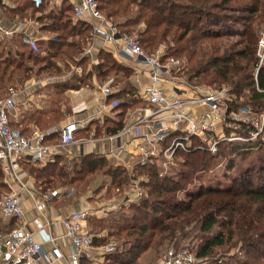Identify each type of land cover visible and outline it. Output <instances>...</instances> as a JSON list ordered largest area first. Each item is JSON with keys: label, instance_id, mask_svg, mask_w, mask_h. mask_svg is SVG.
I'll list each match as a JSON object with an SVG mask.
<instances>
[{"label": "trees", "instance_id": "16d2710c", "mask_svg": "<svg viewBox=\"0 0 264 264\" xmlns=\"http://www.w3.org/2000/svg\"><path fill=\"white\" fill-rule=\"evenodd\" d=\"M9 1L11 6L0 5L5 18L19 25L35 21L40 25V32L50 38L46 42L37 41V50L23 41L25 36L0 38L2 90L17 89L31 79L62 78L75 67L82 68L81 77L72 78L80 87L90 86L93 74H97L101 83L113 78L117 92L110 100L120 102L114 109L118 112L117 120L105 119L97 128V136L105 129H110L111 134L119 132L125 125L127 111L145 106L138 97L136 85L128 81L132 69L119 63L113 53L99 50L101 71L88 69L89 60L84 54L93 41V30L87 24L72 23V8L68 2L59 9H50L47 0L40 6H36L34 0ZM97 2L99 11L120 33L137 36L147 53L163 49V60L179 61L183 71L179 77L191 88L206 87L229 93V113L243 107L252 113L264 110V64L260 66L258 58L264 0ZM226 13L232 14L227 16ZM60 101L57 98L51 112L31 115L25 123H35L40 130L55 126L60 119L56 115ZM92 127L93 124L79 131L76 139L88 137ZM59 142V134L49 136L46 141L49 145ZM219 147L221 154L222 145ZM253 148L258 150L256 142L247 146L230 144L224 174L230 181L225 183V189L221 187L222 176L214 172L219 165L216 154L204 149L178 153L175 159L180 167L173 175H163L156 162L138 166L130 172L99 154L70 160L72 169L68 167L67 171L61 166L64 161L61 158L45 167L28 161L22 162V167L44 192L55 190L58 185L79 187L98 173L112 180L107 187L108 197L110 192L121 197L133 181H139L146 196L119 210V221L113 223L114 231L108 234L116 238L118 245L114 253L104 257L105 264H142L139 259L147 251L161 252L194 233L202 235L198 237L201 242L195 252L198 260H207L208 264H232V261L233 264H264V169L259 167L262 174L255 176L250 170L228 174L231 173L229 168L234 171L236 164L233 156L245 157ZM209 174L215 176L211 177L215 184L208 182L209 178L208 185L201 183L197 188L196 181H203ZM2 177L0 172V196L8 191ZM12 222L15 225L16 222ZM94 226L99 227V224ZM95 243L108 242L96 238ZM219 249H239L242 254L230 257L226 263L221 259L224 255L217 256Z\"/></svg>", "mask_w": 264, "mask_h": 264}, {"label": "built area", "instance_id": "2783aa9c", "mask_svg": "<svg viewBox=\"0 0 264 264\" xmlns=\"http://www.w3.org/2000/svg\"><path fill=\"white\" fill-rule=\"evenodd\" d=\"M34 1L36 6H40L43 0ZM66 1L72 8L74 23L90 26L93 35L99 34V38L110 46V52L119 63L133 61L132 66L126 64L133 71L128 81L136 85L138 97L145 104L144 107L127 111L125 125L119 132L111 134L110 129H105L102 136L97 137L93 130L89 139H79L80 142L107 139L115 143L114 150L119 154L128 153L127 147L134 141L137 145L131 146L136 152V168L152 164L154 160L156 163L161 160L170 162L178 153H189L196 149L214 154L225 140L229 143H249L254 139L234 135L226 137L227 130L231 128L227 122L238 125L235 130L245 123L235 112L229 113L227 108H222L220 102L224 92L206 87L193 89L180 83L179 76L183 73L180 62L175 59L163 60V49L149 54L140 46L137 36L122 35L118 27L99 11L97 0ZM20 28L25 36L23 41L37 50V40L29 37L23 25ZM84 56L89 60V70L97 68L101 71L100 61L92 46L86 49ZM113 85L114 79L111 78L98 86L101 106L106 112L120 104L110 100L117 92ZM16 96L17 89L0 88V172L2 182L8 189L0 196V217L17 222L15 228L0 235V264H56L64 259L63 252L57 246L58 241L63 239L68 242L69 264L101 263L104 256L116 251V245L95 243L96 238L101 239L103 236L93 235L88 230L90 212L79 211L61 218L57 223L64 233L55 236L52 231L54 223L46 218L44 211L47 202L58 197L60 191L51 190L37 196V185L29 175H22L20 171L22 162L42 163L47 156L59 154L62 148L77 143L76 134L92 120L86 123L66 121L59 128L60 142L49 145L46 141L53 132L34 128L26 135L23 129L12 124L10 111L16 106ZM125 135H129L130 141L125 142ZM121 166L129 168V165ZM130 193L132 197L125 196L120 203H112L110 209L118 210L135 203L134 198L144 193L139 181L132 182ZM24 196H29L32 201L31 210L35 215L31 220L26 217ZM48 245L51 246L50 250L46 248ZM197 262V257L188 250H170L159 264ZM199 264H205L204 260Z\"/></svg>", "mask_w": 264, "mask_h": 264}, {"label": "crops", "instance_id": "0c3cea01", "mask_svg": "<svg viewBox=\"0 0 264 264\" xmlns=\"http://www.w3.org/2000/svg\"><path fill=\"white\" fill-rule=\"evenodd\" d=\"M66 0H47L50 9H59L62 4ZM68 2V1H66ZM69 3V2H68ZM7 5L11 6V2L9 0H1V6ZM28 22L22 23L19 25L18 22H13L2 15V9L0 7V38L5 37L7 39H12L15 35L24 36V34L20 31V26H24V29L27 31L29 37L36 39L39 41H48L50 37L40 32V25L35 22V26H31V22L29 26H27ZM74 23V22H73ZM77 24V23H74ZM17 29V31H15ZM41 36L39 37V34ZM93 41L89 44L95 51V56L98 58L99 50L106 49L110 52V46L105 44L102 39L99 38V34L97 36L93 35ZM126 65V64H124ZM127 66V65H126ZM82 68H74L72 72H70V76L72 77H81ZM68 76V75H67ZM53 80L49 86H46L45 81H35L29 80L24 85L17 88V96H16V106L14 109L10 111L11 121L13 125L19 126L23 129V132L28 135L30 131L34 128L39 129L38 125L35 123L25 121L29 120L31 115L39 114V113H48L51 112V101L55 99L61 100L59 113L56 115L60 116V119L57 121V124L47 130H41L44 132H53L52 135L58 134L59 128L66 121L72 122H87L92 120L87 128H89L92 124V131L95 130L97 134V128L100 125L104 124V120L109 118L112 120H117L114 109H109L110 111L102 108V99L98 93L99 86V78L97 74H93L92 81L90 86L80 87L79 83L72 80V78H66ZM115 89V88H114ZM61 95L63 98H61ZM18 107V108H17ZM127 118V113L125 115L124 121ZM84 129V130H85ZM83 131V130H81ZM91 131V132H92ZM90 132V133H91ZM102 136V135H101ZM89 137V136H88ZM99 137V136H98ZM81 139V138H80ZM99 138L97 142H88L85 141L80 142L77 141L74 145H70L69 147L62 148L59 154L47 156V158L42 163H30L36 164L40 167H45L49 162H53L56 158H61L65 161H70L76 158H82L88 155H104L108 158V160L113 165H129V171H133V167L135 165L136 152L134 151L131 145H137L136 142H131L127 147L129 156L127 151L116 153L115 152V143L109 141L107 139ZM125 142L130 141L129 135H125ZM22 175L30 176L32 181L37 185L36 195L39 196L44 191L41 190L39 185L34 181L33 177L27 173L26 170L23 169L21 163L20 169ZM111 184V179L100 175L99 176V197L96 198V201L92 200V196H86L83 199L80 198H72V194L60 193L58 197L53 198L46 204L45 216L50 221H53L52 231L55 236H60L64 233L63 228L57 223L63 217H66L72 213H76L79 211L88 210L90 216L88 218V224L90 225L95 222V220H103L107 216H116L119 209H110L112 203H117V200H109L107 196V187ZM51 191V190H47ZM46 191V192H47ZM24 208L26 211L27 220H31L34 217L35 212L31 210L32 201L29 196H24L23 198ZM12 220H6L0 217V235H3L9 232L11 229L17 226V222L14 225ZM57 246L61 249L64 254V259L56 264H69L68 262V242L63 239L59 240ZM47 249L50 250L51 246H46Z\"/></svg>", "mask_w": 264, "mask_h": 264}, {"label": "rangeland", "instance_id": "374dc122", "mask_svg": "<svg viewBox=\"0 0 264 264\" xmlns=\"http://www.w3.org/2000/svg\"><path fill=\"white\" fill-rule=\"evenodd\" d=\"M226 14H227V16H230L232 13H226ZM71 20H72V18H71ZM30 22H31V26H35V21H30ZM30 22H28V23L30 24ZM72 23H73V20H72ZM29 24H27V26H29ZM40 36H41V33L39 34V37ZM258 58H259L260 66L263 65L264 64V26H263L262 31L259 33ZM126 64L128 66H132L133 61H128ZM69 74H68V76H65V77L66 78H73L72 75L70 76ZM58 79L60 80V79H64V78L63 77L62 78H53V79H49L46 81L45 80H39V81H45L46 86L47 85L49 86V84L52 83L53 80H58ZM31 80L38 81V79H31ZM179 82L186 84V81L183 80V78L181 80H179ZM99 84L102 85L104 83L99 82ZM186 85H188V84H186ZM221 92H224V96L222 97L220 103H221L222 108L226 110V108L228 109L227 99L228 98L230 99V95H229V93L227 94V92H225V91H221ZM56 100L57 99H55V101ZM51 102H52L51 108H54V103H56V102H54V100ZM235 114L237 115L238 118H241L240 120L244 119L243 121L245 124L240 125V129L235 130V128H238V125L235 124L237 126H234V124H230V122H227L228 125H231V128L229 130H227L226 137L228 138L229 136L234 135V136L247 137L248 139H251V138H254V139L251 141L249 140L250 141L249 143L246 141L245 142H237V143H229L228 141L225 140L224 142L221 143L222 147L220 150L224 154L222 152H221V154L218 153L220 147L217 148V151L214 154H216L215 155L216 156L215 159L217 161L216 164L217 165L219 164V165L217 166V168H215L214 172H216L217 174L222 176L224 183H223V185H221V187H223V189L226 188V187H224L225 183H228L230 181L229 178L224 176V174L226 173V170H227V168H226L227 163L226 162L228 161L226 153H228V151L230 150V144H237L239 146L240 145L247 146L250 143L256 142V147L257 148L259 147V148L257 151L253 148L252 149L253 151L245 157H240L238 155L233 156L234 158H236L235 159L236 164L234 167V171L232 168H229L231 173H228V174H231V176H232V175L236 174V172L238 174L240 172H243L244 170H248V171L250 170V173L253 176H255V175H261L262 174L261 172L258 171L259 167H262L264 169V110L261 113H254V112L252 113V112H250L249 108L243 107L240 110H238V112H235ZM102 133H103V131H102ZM90 137H91V135H90ZM90 137L81 138V139H89ZM76 140L79 141V139H76ZM154 162H156V160H154L153 163ZM156 164L158 165V169L160 170L161 173H163V175H173L176 173V171H178V167H180L178 164V161H176L175 158H174V160H172L170 162H163L161 160V161H158ZM61 166H63L62 168L66 171L69 170V168H70V170L72 169L70 161L68 162V161L64 160ZM99 175L100 174L97 173V174L93 175V177L92 176L89 177L91 179H89L90 181L88 183H86V184L82 183V184H80L79 187L75 186L76 188L75 187H62L61 185H58V187H56V189L59 190L60 193H62V192L65 194L71 193L72 198L82 197L81 199H83V197L85 198L88 195V196H92V200L96 201V198L99 197ZM211 177H215V176L209 174V176H205L206 179L204 178L203 181H196L197 188H198V186H200L201 183H203L204 185H208L209 184L208 182H212V181H213L212 185H214L215 181ZM209 178H211V179L208 181ZM111 183H112V180H111ZM139 186H141L140 183H139ZM114 195H115V193L110 192V195L108 197L109 200H112V198H113V200H117V202H119V203L125 198V196L126 197L127 196L132 197V195L130 193V187L124 192V194L121 197H119V195H116V196H114ZM145 196H146V193L144 192L142 194V196L135 197L134 198L135 203L140 202L143 198H145ZM124 208H128V206H123V207L118 208V209L121 211ZM116 214H117L116 216L115 215L110 216V217L107 216L106 218H103V220H99V221L95 220V222H97V223H93V224L90 223V225L88 224V230L90 229V231L93 235L103 236L104 241H106V243L108 242L106 245L111 244V243L115 244V245L117 244L116 238L115 237H109V235H108L110 232L114 231L113 223L116 221H119L120 212H117ZM94 224H99V227H95ZM196 235H197V237L194 238V236H196ZM201 236L202 235L200 233H194L193 236L191 235L187 239L182 238L181 240H178L177 242H175L174 245H171L169 248H164L161 252H158V253L151 249V250L147 251L146 253L142 254L139 261L142 264H159L161 258L164 256V254L166 252H168L170 250H177L178 251L181 248H184L181 250H188L191 252V254L195 255L196 254L195 252H196V250L199 247L200 242H201L198 237H201ZM239 251H240L239 249H231L229 251L225 250V249H219L217 251L218 252L217 256L224 255L221 259H223L224 262L227 263V262H229L230 257H234L236 254L241 256L242 253H240ZM104 260L105 259L103 258L101 263L98 262L96 264H105ZM204 262H205V264L209 263V261H207V260ZM199 263H201V260H199ZM232 264H233V261H232Z\"/></svg>", "mask_w": 264, "mask_h": 264}, {"label": "water", "instance_id": "95a60500", "mask_svg": "<svg viewBox=\"0 0 264 264\" xmlns=\"http://www.w3.org/2000/svg\"><path fill=\"white\" fill-rule=\"evenodd\" d=\"M0 5H1V0H0Z\"/></svg>", "mask_w": 264, "mask_h": 264}]
</instances>
